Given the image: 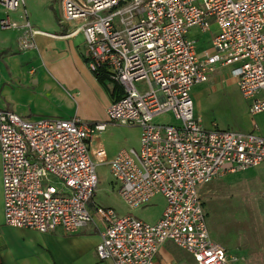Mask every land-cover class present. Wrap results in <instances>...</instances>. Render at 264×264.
<instances>
[{
	"label": "built area",
	"instance_id": "obj_1",
	"mask_svg": "<svg viewBox=\"0 0 264 264\" xmlns=\"http://www.w3.org/2000/svg\"><path fill=\"white\" fill-rule=\"evenodd\" d=\"M22 5V0H0L5 12ZM60 9L59 22L77 23L73 34L83 36L89 72L106 67L123 91L106 108L107 122L139 128V147L108 159L103 148L89 149L104 123L27 120L0 111L4 225L72 235L96 219L101 228L95 255L101 264H155L164 243L195 264L234 262L211 241L198 190L264 162V138L256 132L205 130L194 117L190 91L206 83L217 67H231L241 97L250 102L249 114L264 112L259 99L264 0H60ZM211 25L216 27L211 49L199 55L188 32H207ZM0 27L19 26L6 17ZM22 27L19 50L25 51L33 46L34 32L28 22ZM164 114L174 124L153 123ZM100 166L108 167L129 210L162 197L159 219L147 223L92 206Z\"/></svg>",
	"mask_w": 264,
	"mask_h": 264
},
{
	"label": "crops",
	"instance_id": "obj_2",
	"mask_svg": "<svg viewBox=\"0 0 264 264\" xmlns=\"http://www.w3.org/2000/svg\"><path fill=\"white\" fill-rule=\"evenodd\" d=\"M25 14L0 9V21L8 17L19 26L0 27V111H11L27 120L77 118L87 125L103 124L106 108L113 101L110 87L105 90L87 69L83 36L80 32L73 34L77 23L62 24L56 17V22L44 27L30 22ZM25 22L34 32L33 46L21 51L19 40L25 34ZM215 34L216 27L211 25L207 32L192 28L187 36L200 55L210 51ZM230 72L231 67H217L206 83L192 87L194 117L205 130L256 132L264 138V112L249 114L250 102L241 97ZM259 99L264 100V92ZM101 134H94L89 149L101 147L110 159L116 153H108L98 142ZM259 192H264V162L244 172L217 177L199 188L209 237L213 227L224 225L228 219L240 225L243 221L248 222L247 226L254 224L255 218L264 214ZM100 228L96 219L72 235L60 229L41 234L4 225L0 160V264H101L95 255ZM262 245L264 250V241ZM154 262L195 264L170 243L159 247Z\"/></svg>",
	"mask_w": 264,
	"mask_h": 264
},
{
	"label": "rangeland",
	"instance_id": "obj_3",
	"mask_svg": "<svg viewBox=\"0 0 264 264\" xmlns=\"http://www.w3.org/2000/svg\"><path fill=\"white\" fill-rule=\"evenodd\" d=\"M22 1L23 5L19 10L25 12L26 16L30 17V22H36L41 26L49 27L54 20L56 22V17L60 19V0ZM0 9L2 12L5 11L1 7ZM102 123L106 124V129L98 137V142L108 153H117L121 149L137 150L136 145L137 141L139 142L140 136L139 128L119 123H108L106 116ZM153 123L174 124V120L170 114H164L153 118ZM97 176L98 185L92 198V202L95 205L110 208L117 215L129 214L133 218L147 223H153L159 219L164 209L162 197L158 196L154 198L149 204L139 209L129 210L118 197V184L113 181L108 167L100 166L97 169ZM258 195L262 197L264 192H259ZM223 217L226 218V215H223ZM253 217L255 218V216ZM255 219V223L252 224L253 226H247L248 222L245 223V221H243L242 225L244 226H242L240 225L241 222L234 221L233 219L230 221L228 219L224 225L220 224L217 228L213 227L211 239L216 240V243L218 242L217 245L229 257L235 260L232 264H264V250H262L264 241V214L258 215Z\"/></svg>",
	"mask_w": 264,
	"mask_h": 264
},
{
	"label": "trees",
	"instance_id": "obj_4",
	"mask_svg": "<svg viewBox=\"0 0 264 264\" xmlns=\"http://www.w3.org/2000/svg\"><path fill=\"white\" fill-rule=\"evenodd\" d=\"M84 61L86 62L85 58ZM92 75L105 90L110 87L109 94L113 101H116L122 97L123 91L121 87L109 78V72L106 67H98L96 71L92 73Z\"/></svg>",
	"mask_w": 264,
	"mask_h": 264
}]
</instances>
